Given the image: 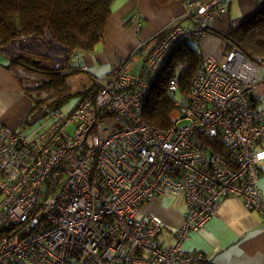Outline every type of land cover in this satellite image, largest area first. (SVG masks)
<instances>
[{
  "label": "built area",
  "instance_id": "obj_1",
  "mask_svg": "<svg viewBox=\"0 0 264 264\" xmlns=\"http://www.w3.org/2000/svg\"><path fill=\"white\" fill-rule=\"evenodd\" d=\"M184 8L187 24L173 21L152 49L95 77L68 112L33 93L40 121L15 130L0 122V264H213L183 242L223 197L264 216V149L256 148L264 140V55L226 38L223 59H202L187 91L177 61L167 83L172 126L143 119L173 49L198 42L226 15L224 0H185ZM31 42L20 36L0 55L16 61ZM156 197L185 203L174 241L164 239L159 217L142 212Z\"/></svg>",
  "mask_w": 264,
  "mask_h": 264
},
{
  "label": "crops",
  "instance_id": "obj_2",
  "mask_svg": "<svg viewBox=\"0 0 264 264\" xmlns=\"http://www.w3.org/2000/svg\"><path fill=\"white\" fill-rule=\"evenodd\" d=\"M224 1L226 15L215 20L214 28L207 31L198 42H187L200 57L207 55L222 60L231 45L225 42V50H222L221 40H226L231 29L237 28L245 19L264 7V0ZM184 2L185 0H170L165 3L158 0H113L111 15L101 41L90 52L79 51L78 58L73 55L69 62L77 69L74 73L84 74L76 92L78 99L82 96V91L94 82L95 77L110 72L118 60L127 59L137 49L141 52L152 49L162 32L173 21L179 19L182 24H187ZM136 16L141 20L138 29ZM141 63L142 60L136 59L134 72L141 69ZM82 64L87 70L78 69ZM51 65L58 68L53 59ZM43 80L46 77L39 71L0 55V122L15 130L24 125L29 127L38 119L40 121L39 107L36 105L34 109L32 94ZM68 85L72 89L70 80ZM68 101L67 98L61 104ZM48 103L59 107L61 105ZM256 148L264 149V140L258 141ZM258 184L264 198V163L260 168ZM142 212L144 215L159 217L162 220L164 239L174 241L183 223L186 206L178 198L156 197L143 204ZM183 249L202 252L213 264H264V216L245 207L239 197L225 196L220 200L216 213L184 240Z\"/></svg>",
  "mask_w": 264,
  "mask_h": 264
},
{
  "label": "trees",
  "instance_id": "obj_3",
  "mask_svg": "<svg viewBox=\"0 0 264 264\" xmlns=\"http://www.w3.org/2000/svg\"><path fill=\"white\" fill-rule=\"evenodd\" d=\"M165 3L170 0H158ZM113 0H0V48L20 36L41 38L46 34L66 49L65 65L52 67L45 55L23 54L16 60L39 71L46 80L36 87V95L60 105L69 96L66 77L77 69L70 60L79 51L90 52L101 41L111 15ZM247 54L264 55V7L248 17L226 35ZM198 52L187 42L178 44L167 61L146 99L144 121L155 128L172 126L173 104L167 94V83L177 61L183 63L179 87L190 88L191 79L200 63ZM38 91V92H37ZM38 100V99H37ZM37 100L34 101V109ZM56 106V105H55ZM221 150V149H220Z\"/></svg>",
  "mask_w": 264,
  "mask_h": 264
},
{
  "label": "rangeland",
  "instance_id": "obj_4",
  "mask_svg": "<svg viewBox=\"0 0 264 264\" xmlns=\"http://www.w3.org/2000/svg\"><path fill=\"white\" fill-rule=\"evenodd\" d=\"M46 35H44L43 37L41 38H37L40 43L42 44V46H47V44H49L48 41H46ZM222 41V44H221V47H222V50H225V42L226 40L223 41V39L221 40ZM231 46L228 47V49L230 48ZM26 49H28L27 47H25ZM53 53V52H52ZM49 53V52H45L44 49H41V50H30V51H26L25 54H35V55H45L49 58L50 60V63L52 64V59L54 60L55 64L58 66V68H55V69H59V68H62L63 65L65 64V55H66V50L62 47V50H59V51H54V53ZM64 56V57H63ZM56 57H62V59L60 58H56ZM206 58H209L207 55H203V57H201V59H206ZM62 60V61H60ZM83 75L82 73H71L68 77H66V82H67V89L69 88V85H68V81L70 80L71 83H72V89L70 88L69 89V92H70V96L68 97L69 101L64 103L63 105L61 104L60 107L61 109L65 112V111H69V109L71 110L73 108V106L75 105V103L78 101V93L77 90L79 88V84L81 83V80H83Z\"/></svg>",
  "mask_w": 264,
  "mask_h": 264
},
{
  "label": "bare ground",
  "instance_id": "obj_5",
  "mask_svg": "<svg viewBox=\"0 0 264 264\" xmlns=\"http://www.w3.org/2000/svg\"><path fill=\"white\" fill-rule=\"evenodd\" d=\"M29 39H32V42L28 45V47L32 50L38 51V50L44 49L45 52L47 51L49 53H52V52L54 53V51L62 50V46H60L58 43L53 41L52 38L49 36V34H47V36H46V41L49 42V44H47V46H42L40 41L38 39H36V37H34V36H30ZM56 58L62 59V57H56ZM60 61H62V60H60Z\"/></svg>",
  "mask_w": 264,
  "mask_h": 264
},
{
  "label": "water",
  "instance_id": "obj_6",
  "mask_svg": "<svg viewBox=\"0 0 264 264\" xmlns=\"http://www.w3.org/2000/svg\"><path fill=\"white\" fill-rule=\"evenodd\" d=\"M64 48V47H63ZM65 49V48H64ZM66 50V49H65Z\"/></svg>",
  "mask_w": 264,
  "mask_h": 264
}]
</instances>
